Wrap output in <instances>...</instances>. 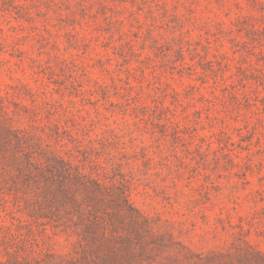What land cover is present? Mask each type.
I'll list each match as a JSON object with an SVG mask.
<instances>
[{"label":"rangeland","instance_id":"rangeland-1","mask_svg":"<svg viewBox=\"0 0 264 264\" xmlns=\"http://www.w3.org/2000/svg\"><path fill=\"white\" fill-rule=\"evenodd\" d=\"M0 264H264V0H0Z\"/></svg>","mask_w":264,"mask_h":264}]
</instances>
